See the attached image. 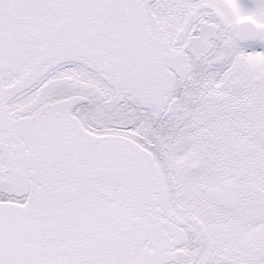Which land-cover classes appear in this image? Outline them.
Returning a JSON list of instances; mask_svg holds the SVG:
<instances>
[{
	"label": "snow or ice",
	"instance_id": "obj_1",
	"mask_svg": "<svg viewBox=\"0 0 264 264\" xmlns=\"http://www.w3.org/2000/svg\"><path fill=\"white\" fill-rule=\"evenodd\" d=\"M0 264H264V0H0Z\"/></svg>",
	"mask_w": 264,
	"mask_h": 264
}]
</instances>
